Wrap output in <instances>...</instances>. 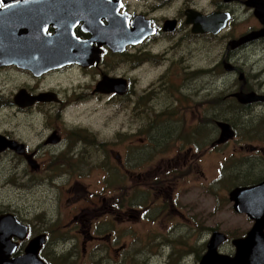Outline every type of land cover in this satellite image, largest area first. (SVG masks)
Listing matches in <instances>:
<instances>
[{
	"label": "flooded vegetation",
	"instance_id": "flooded-vegetation-1",
	"mask_svg": "<svg viewBox=\"0 0 264 264\" xmlns=\"http://www.w3.org/2000/svg\"><path fill=\"white\" fill-rule=\"evenodd\" d=\"M29 3L0 0V264L19 260L25 264H264V229L253 239L255 220L239 212L231 199L235 189L264 182V128L259 127L264 125L261 121L254 128H236L230 121L262 116L257 109L264 100L244 104L239 99L249 94L264 97V91L249 85L235 57L264 46V37L248 41L264 30V0L55 1L58 6L87 5L77 9L79 16L67 24L50 22L43 31L32 32L43 38L63 34L86 45L81 50L87 54L85 63L58 64L45 60V52L56 49L29 47L25 8ZM59 10L58 17L63 11ZM139 27L149 35L137 39V44L118 49L120 44L111 42L125 39ZM207 46L213 53L225 51L213 75L205 68ZM146 65L153 67L148 88L153 145L139 139L128 148H153L154 158L163 163L154 165L161 171L154 173L158 183L171 182L173 173L201 168V163L214 159L217 180L237 178L242 184L227 198L231 215L228 208L223 210L217 193L160 191L154 201L152 192L142 202L138 194L146 193L123 190L127 182L146 180L140 169L127 165L123 133L118 131L122 135L117 144L96 143L87 132L66 125V116L77 112L75 107L94 99L123 109L132 105V119L148 115L143 111L147 98L137 95L133 77ZM205 78H211L214 97L206 94ZM64 79L71 85H63ZM107 80L114 82L112 86L105 84ZM190 99L197 103L201 118L212 120L214 127H200L195 133L197 144L189 147L180 119ZM114 113L119 116L120 109ZM221 124H228L233 132L223 141ZM175 141L186 150L172 144ZM166 158L168 163L162 161ZM111 161L115 165L109 170ZM95 172L101 183L110 175L118 191L105 192L103 186L102 191L91 192L84 179ZM66 180L72 185L65 190L64 212L52 208L50 214L37 213L31 219L26 215L30 208L15 202L39 199L32 194L46 189L53 200L61 201L55 189ZM211 200L215 207L209 209ZM219 215L226 217L219 221ZM142 220L149 221V240H144L149 243L148 260L141 257L139 246Z\"/></svg>",
	"mask_w": 264,
	"mask_h": 264
},
{
	"label": "rangeland",
	"instance_id": "rangeland-1",
	"mask_svg": "<svg viewBox=\"0 0 264 264\" xmlns=\"http://www.w3.org/2000/svg\"><path fill=\"white\" fill-rule=\"evenodd\" d=\"M217 45L218 44L216 43L213 45V47H217ZM211 48L212 47L207 46L204 55V63L206 64L205 68L206 71L210 70L209 73H211L212 70L215 69V65L219 63V55L223 56L225 53V51L220 50L213 53V50ZM235 61L242 68V71L246 75L249 85L255 88V90L261 89L264 91V46L257 45L249 51L239 53L235 57ZM126 68H128V66H126ZM211 75H213V73H211ZM133 77L137 81V95L147 98L143 100V108L145 109L143 111L147 112L148 115L141 116L138 119H132V105L128 109H123L122 107L114 103L109 104L106 103L105 100L97 101L94 99V103L86 104L81 107H75V109L78 108V110L77 112H72V114L66 116V125L73 130L77 129V131L87 132L88 137H92L93 139H95L97 141L96 143L109 142V144H117L119 135H122L123 133L122 139L126 144L124 152L127 165L130 167L135 166L136 168L140 169L142 171L143 177L146 178V180L140 184H137V180L131 183H125L123 190L126 192L141 191L146 193L138 194L142 202H145L146 199H149L148 194L152 192L154 201L156 198L155 193L160 191H174L177 193H204L205 195L209 193H217L220 197L219 202L222 204L223 210L228 208V215H231V212L229 210L230 205L228 204L227 198L230 194V191L242 184H239L240 179L237 178L231 180L221 178L220 180H217L216 171L218 164L214 159H210L207 160L205 163H201V168L193 166L189 168L188 172L185 171L184 173H173V177H171V179L173 180L171 182L158 183L157 181H159V176H155V172L159 171L160 173L161 171L154 169V165L158 164L159 166H162L163 163L161 162L160 158H154L153 148L148 146H142L141 148L139 147V150L130 151V149L128 148V144H138L139 139L143 141V144L153 145V120H151L153 118V109L148 94V88L153 83V67L151 68V66L147 65L146 67L143 66V68L139 72H137ZM83 79L85 78L83 77ZM210 79H206V94L208 96L212 94V97H214V86L212 84H209V82H211L209 81ZM228 80L236 81L237 78L231 77L228 78ZM62 83L65 86L71 85L66 79L62 80ZM207 95L206 102L209 101ZM126 105L128 106V103H126ZM208 107L209 105L206 106V111ZM117 108L120 109L119 116L114 113ZM257 111V113L261 114L262 116L258 117L257 114H253V117L249 116L247 118H244L246 116L245 115L244 117H242L243 119H232L230 121L234 126H236V128L237 126L254 128L261 121H263L262 124L264 125V119H262V117L264 116V106L259 107ZM184 115L185 117L180 119V121L187 130V136H189L190 147L192 146V144H197V135H195V133L200 127H208L209 125L210 127H214V124H212V120L201 118V113L198 109L197 103L192 99H190L189 109L185 111ZM259 127L264 128V126L262 125H260ZM139 128L141 130L138 131ZM118 131L122 133L117 134ZM134 132H137V134L134 135ZM62 133L65 134V132ZM151 137L152 141H150ZM172 144H174L177 148L181 147L182 149L186 150V148H184L181 143L177 141ZM119 150L121 152V155H123L121 148ZM162 161L168 163L170 159L166 158ZM114 165V161H111L109 165V170H112V166ZM164 170L165 168L162 171ZM200 171H203L205 175H202ZM97 172H95L96 174H93L94 176L92 175V177L90 176L89 178L84 179V182L86 183L84 184L85 187H88L91 192H100L102 191L101 189L103 186L107 188L105 189V192H107V190L110 192L118 191V189L114 187L110 175L106 183H101V175ZM71 182L72 180L70 182L66 180L57 185V189H55V194L57 198H61V201L53 200V193L50 191V189H46L44 193H41L39 195L32 194L34 195L32 196L33 198L38 197L39 199H29L22 201L15 200V202L18 203L20 207L30 208V213H27L26 215L31 219L37 213L50 214L52 212V208H58L59 212H61V210L62 212H64L67 210V195L65 193V190L72 185ZM115 195L117 196V193ZM214 202L215 201L213 200L207 202L210 205L209 209L215 207ZM225 217V215H219L217 216V220H224ZM227 219H229L228 216ZM147 220H149V216ZM141 222L142 224L139 246H141L140 250L144 252L141 253V257L144 260H148L150 255L149 243L145 244L144 240H149V221L142 220ZM154 229L156 231H160V228L156 225L154 226ZM136 244H138V242H136ZM144 260L141 259V262L145 263Z\"/></svg>",
	"mask_w": 264,
	"mask_h": 264
},
{
	"label": "water",
	"instance_id": "water-1",
	"mask_svg": "<svg viewBox=\"0 0 264 264\" xmlns=\"http://www.w3.org/2000/svg\"><path fill=\"white\" fill-rule=\"evenodd\" d=\"M55 1H61V3L62 2L64 3V1H73V0H30L29 5H26L25 8L26 9L28 8L29 10V24H30V32H31L30 37H29V43H30L29 47L31 49L35 48V49H42V50L56 49V51L54 52H47V51L45 52V57H47L45 60H52L51 61L52 63L55 62L58 64L63 61H68L72 63L73 62L85 63V60H86L84 57L85 53L81 51L82 49L86 48L85 44L76 42L74 41L73 38H70V37L65 38L64 37L65 35L63 34L61 35L59 34L61 37L60 36L58 37L57 36L56 37L46 36L43 38L42 36H40L38 32L32 33L35 31L34 30L35 28H39L41 30L44 27L46 28V26L49 25L50 22L54 23L55 21L56 22L59 21V22H64L67 24L71 22L72 20H75V18L79 16V15L77 16V13H78L77 9H87V5L86 6L85 5L76 6L74 4H64V5L58 6L54 4ZM59 9L63 10L60 14V17H58ZM84 17H85V14H84ZM138 23L140 22L137 21V24ZM145 32L146 31L143 29V27H139L135 32H132V34L127 35L125 39H122L120 41H117V39L111 40V42L114 41V43L116 42L117 44L119 43L120 46L117 47L118 49L121 48V46L123 48L128 44L135 45L137 44L136 43L137 39H141L142 37L144 39L149 35L148 32L147 33ZM262 37H264V30L261 31L260 33H257L254 36H250L248 38V41L256 40ZM112 83H114L112 82V80L111 81L107 80L105 84L108 86L110 84V86H112ZM119 85L121 86V83ZM119 85L117 84V87H120ZM263 98L264 97H259L256 94L239 95V99L241 103H244V104L255 103L257 101L264 100ZM221 127L225 129L224 130L225 132H223V135H222V141L233 136L231 127L228 124H221ZM231 199L236 202V205H237L236 207L239 209V212L247 213L252 219L255 220L256 226L253 229L251 236L253 239H256L257 235L262 233L264 229V182L257 184L255 186H252V187L235 189L231 193ZM243 201L245 202V204L243 203ZM27 261L29 262V260ZM23 262L25 264V260L24 261L19 260L18 262H15V264H23Z\"/></svg>",
	"mask_w": 264,
	"mask_h": 264
},
{
	"label": "trees",
	"instance_id": "trees-1",
	"mask_svg": "<svg viewBox=\"0 0 264 264\" xmlns=\"http://www.w3.org/2000/svg\"><path fill=\"white\" fill-rule=\"evenodd\" d=\"M150 141H152V137L150 138Z\"/></svg>",
	"mask_w": 264,
	"mask_h": 264
}]
</instances>
